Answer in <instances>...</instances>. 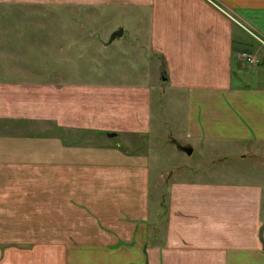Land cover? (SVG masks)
<instances>
[{
    "label": "crops",
    "instance_id": "crops-1",
    "mask_svg": "<svg viewBox=\"0 0 264 264\" xmlns=\"http://www.w3.org/2000/svg\"><path fill=\"white\" fill-rule=\"evenodd\" d=\"M82 2L147 13L136 21L146 24L158 80L180 109L153 126L144 85L105 79L82 88L79 51L66 50L74 39L66 45L52 30L32 57L38 36L0 27V264H264V185L226 175L232 172L211 176L229 159L264 167V0H0V23L2 7ZM240 50L258 61L237 59ZM127 84L141 87L132 88L131 110L110 97ZM117 91L126 101L129 94ZM80 126L100 136L114 131L126 146L128 136L158 130L172 139L139 155L108 148L100 158L75 145L80 132L65 137ZM164 146L169 156L204 160L170 178L162 230L148 222L145 200L151 180L178 166L162 162ZM201 170L207 175L184 176Z\"/></svg>",
    "mask_w": 264,
    "mask_h": 264
},
{
    "label": "rangeland",
    "instance_id": "rangeland-1",
    "mask_svg": "<svg viewBox=\"0 0 264 264\" xmlns=\"http://www.w3.org/2000/svg\"><path fill=\"white\" fill-rule=\"evenodd\" d=\"M13 9L14 10L8 9V7L1 8L0 27L4 32L7 28L11 27L10 30L32 31L34 36H38L37 39H32V47L28 48L29 51L33 50L32 57L41 55L40 44L41 42H46V39H43V37L45 38L47 33L52 30L55 32L58 31V34L54 36L55 38H65L64 41L66 45L69 41L72 42L74 39V48L72 46L69 49L66 48V50L70 54L75 51V55L77 54V51H79L80 65H76L75 74L79 75L82 88L83 85H87L90 82H103L105 79H110L113 84L126 82L144 85L145 89L149 90L148 100L149 111L151 112L149 120L153 126L158 125L156 122L158 121L157 119L160 118V114L167 125V122L169 121L168 116H171L176 108H178V110L180 109V107L176 105L177 101L176 98H174L171 89H169L165 82L158 80L159 70H156L153 64V59H156L155 54H149L148 47L145 45V35L149 34V32L146 31V24L142 23L143 20L139 23L136 21V15L143 18L144 14H147L146 12L136 13V8L128 11L119 7H102L89 5L88 3L83 2L78 7L70 5L41 6L31 4L19 5ZM9 20H12V22ZM123 26V33L120 36H115L109 42L111 31L123 28ZM134 32L142 34V37L135 38ZM133 36L135 39H133ZM0 47L2 49L3 45H0ZM30 61L32 67H39V65H37V62H39L37 58H31ZM158 82L160 83L158 84ZM140 85L134 87L128 86V84L122 87L119 86L122 90L121 94L123 96L129 94L126 101L121 99L118 100L117 90L120 88L112 90V94H110V97L113 98L112 102L116 103L117 107H120L121 105H119V101H121L124 108L131 110V102L138 98L135 94H131L135 93L132 91V88H135L134 90L136 91L138 88H141L139 87ZM32 93H34V90L31 94ZM28 94L30 93L28 92ZM121 94H119V96L123 97ZM88 102V94L82 89V107L80 113L83 114L88 111L85 106ZM159 107L161 111L159 110ZM158 111L161 113H158ZM21 120L25 123L24 125L28 123L26 120ZM118 121L121 123L124 119ZM166 125L164 124V126H162L160 124L159 126L163 129L169 128ZM95 131V128L80 126L75 133L74 131H67L65 137L73 140L74 138H77L76 135L80 132L83 137L79 139L80 143H76L75 145L87 146L89 148L93 147V154L98 155L100 158L104 157V155H102L103 150H108V148L117 149L122 152H134L136 155H139V152L141 153L142 150L148 151L153 144L156 145L155 143H158L161 140L163 141V139L166 144H170L171 141H168L172 139L170 138V134L163 135V130H158L157 134L148 132L147 134H144V136H128L129 145L126 146V143H122V136L115 135L114 131H112V134L114 135L109 131L105 136L97 135L98 133H95ZM32 135H36V132H33ZM105 141L108 143L104 144L103 142ZM64 143L69 144L66 140ZM166 146L158 147V152L161 153L160 158L162 159V162L164 161V163H167L165 160H168L169 162L167 164L172 166L178 163V166L174 167L176 171L169 168L163 171L161 176L157 177L155 180H151L146 187L145 200L146 211L148 212L146 218L148 219V222H158V226L162 230L164 229V224L167 220V195L170 178L172 176L173 178H176L179 173L177 171L180 169L187 172L192 167H199L196 163L199 162V164H201L200 162L204 160V158H202V160L193 159L195 157L194 154L188 158L182 156H169ZM153 148L156 147L153 146ZM218 155L222 154L218 153ZM89 157L92 158L91 156ZM165 167L168 168L170 166ZM211 170L213 171V175L211 176H217L219 180L221 171H225L232 172L231 174H226L227 176L239 179L245 184H248L249 182L252 186L264 185V167L253 165L251 159L246 162L237 161L236 159L232 161L231 159L224 162L220 161L214 164ZM195 174L207 175L205 170L193 173V175H183L189 176V178L192 179ZM94 207H96V204H94ZM158 234L161 236L159 230Z\"/></svg>",
    "mask_w": 264,
    "mask_h": 264
},
{
    "label": "built area",
    "instance_id": "built-area-1",
    "mask_svg": "<svg viewBox=\"0 0 264 264\" xmlns=\"http://www.w3.org/2000/svg\"><path fill=\"white\" fill-rule=\"evenodd\" d=\"M262 43L264 44V42ZM235 55L237 59H240L246 63H255L258 61V57L256 54L248 52L246 50L237 51Z\"/></svg>",
    "mask_w": 264,
    "mask_h": 264
},
{
    "label": "water",
    "instance_id": "water-1",
    "mask_svg": "<svg viewBox=\"0 0 264 264\" xmlns=\"http://www.w3.org/2000/svg\"><path fill=\"white\" fill-rule=\"evenodd\" d=\"M121 28H118V29H116V30H114V31H112L111 33H110V38L111 37H113L115 34H120L121 33ZM113 132H111V134H112ZM180 149H182V150H184L185 152H187V153H189L190 152V150H191V147L190 146H185V145H177Z\"/></svg>",
    "mask_w": 264,
    "mask_h": 264
}]
</instances>
